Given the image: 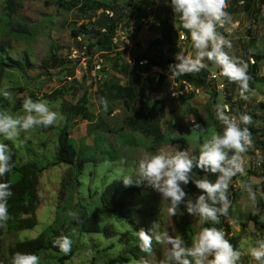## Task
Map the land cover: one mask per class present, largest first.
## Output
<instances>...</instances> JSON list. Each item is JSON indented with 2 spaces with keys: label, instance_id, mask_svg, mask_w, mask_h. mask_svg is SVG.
Here are the masks:
<instances>
[{
  "label": "rangeland",
  "instance_id": "1",
  "mask_svg": "<svg viewBox=\"0 0 264 264\" xmlns=\"http://www.w3.org/2000/svg\"><path fill=\"white\" fill-rule=\"evenodd\" d=\"M16 1L19 3V9L13 26L17 27L19 22L28 33L24 39H10L11 50L9 53L20 58L24 53L28 54L32 68L25 71V76L19 71L5 70L3 72L0 77V87L7 83L15 102L13 104L0 97L2 99L0 100L2 105L0 109L19 111L23 98L31 96L33 100L49 101L50 106L53 107L59 102L58 111L64 119L58 121L54 126L32 129L22 134L25 143L20 148L13 147L9 141H4L12 148V164L35 162L44 168L39 177L40 205L35 212L37 224L34 228L20 231L16 235L5 233L3 237L5 251L13 245L15 240L25 241L35 238L52 224L56 217L59 221L69 220L67 215L69 211L78 212L79 209H84L88 214L91 213L94 207L99 204L98 200L102 189L113 181L115 169L119 166L122 157L128 161L124 166L125 170L131 171L135 160L144 151L157 152L161 148L181 151L180 147L183 144H173L180 139H183L187 144L185 151L195 154L200 143L197 125L206 127L209 132L221 131V125L215 124L212 114L210 115L213 107L209 108L210 101L208 100L214 91L218 96L217 103H225L229 105L230 109V105L234 103L233 109H231L233 115L237 114L239 106L244 112L251 113L259 102L264 101V84L254 83V94L245 101L239 98L238 88L235 84L226 81L224 91H218L211 82L207 81L208 85L204 87L200 96H194L183 104L179 103L177 98L171 96L172 91L176 90L174 87L176 81L169 79L168 68H166L168 79L164 81L161 88H155L154 91L158 90L157 93L151 92L149 98L143 93L139 94L140 97L145 96V104H141L143 114L152 112L149 111V107H146L150 103L149 99L152 101L150 97L160 99L162 103L153 116L147 119V122L141 121L133 115L139 109V97L133 103L125 104L104 87V84L107 87L114 84L120 86L125 84V79L118 72L119 70L113 67V62L116 61L120 68L129 64L127 60L130 58L131 61L138 54L139 49L135 43L144 46V40L153 35L140 33L136 36L138 38L136 40L135 18L131 14L132 12L127 11L128 0H113V3L111 0H97L108 6V12L113 10L115 16H121V31L123 33L120 35L117 32L110 53L103 54L96 49L93 56L87 55L85 50L81 48L80 51L78 48L79 44L87 48V45L92 44L93 41L83 38V36H80V41H78L72 37L71 31L77 30L81 24L91 26L92 23L94 24L92 26L95 27V23L102 13L105 15V11L101 13L98 11L99 9H86L82 15L80 6L84 0ZM91 1L95 0L87 1V3L92 6ZM253 1L255 2L250 17L248 16L246 21H242L248 27L240 30L241 25H237L239 31L233 30L230 34L231 38L236 40L234 43L238 49L236 55L240 56L242 47L240 57L246 62H249L248 55L250 54L251 58L254 55L264 54V6L261 7L263 11H260L258 18H255L253 10L258 0ZM137 2L132 3L137 5ZM151 4L154 9L152 15L155 25L149 30L150 32L156 31L161 35L165 34L169 17L176 19V23H180L168 0H153ZM3 6L4 0H0V12ZM158 10H164V15L157 14ZM166 12L170 14L168 15ZM137 20H140L138 16ZM237 20L235 17L234 21ZM180 26L182 28L181 24ZM248 30L252 31V39ZM182 31L184 34L187 33L183 28ZM174 32L175 38L178 39V29L175 28ZM118 34L119 36H117ZM74 50H77V53ZM52 51L57 56L65 58L67 62L60 69L43 70L40 66L41 61L48 57ZM94 58L101 59L99 69L94 68ZM248 65L250 66L249 63ZM258 74L264 76V59L260 61ZM74 82L76 88H73ZM101 90L103 93L99 94ZM227 94L232 97L231 103L224 101ZM99 97H104L107 100V111L98 105ZM79 100H83L82 109L76 110L74 113L71 108ZM63 128L67 129L78 153L82 157L92 160H89L84 165L82 173L74 178L78 184L73 182L62 198L61 180L67 166L57 162L58 137ZM253 150L254 153H252ZM253 150L247 154L248 157L255 156L256 150ZM249 165L247 176L244 178L237 176L230 185L229 194L235 193L236 196L231 199L232 207L226 219L230 227L227 237L237 238L236 248L244 253L241 264H256L248 255V248L257 233L264 235V193L261 190L264 182V165L261 164L257 167L254 161H250ZM241 179L252 185L258 198L259 211L254 215L257 224L249 218V215H253L252 210L245 208L248 197L247 192L241 187ZM183 187L193 199L199 195V190L191 182ZM139 188L142 191L144 202L139 213L132 216V224H130L129 218L120 219L106 214L102 217L100 225L111 229L113 232L111 236L107 237L102 232L76 233L74 253L69 259L60 261L59 258L62 254L44 249L38 255L41 264H135L137 260L125 253L128 258L127 262L109 263L124 252V246L118 241L121 234L138 231L141 228L147 231L154 222L159 221L162 228L168 229L170 234H179L191 243V238L201 227L210 226L200 225L195 217L189 215L182 208L180 211L183 212V215L170 217L167 212L168 202L161 200L159 193L143 186H139ZM163 252L161 246L154 243L153 253L145 260L148 264H155L157 260L163 258Z\"/></svg>",
  "mask_w": 264,
  "mask_h": 264
},
{
  "label": "clouds",
  "instance_id": "2",
  "mask_svg": "<svg viewBox=\"0 0 264 264\" xmlns=\"http://www.w3.org/2000/svg\"><path fill=\"white\" fill-rule=\"evenodd\" d=\"M170 6L178 17L182 28L189 34L191 51L188 54H176L175 63L168 66L169 79L175 80L185 75L198 74L211 65L213 76L226 79L238 88L239 98L249 100L254 94L250 87L252 77L248 74V63L236 55L231 39V32L237 26L227 11L228 0H170ZM231 25V27H229ZM221 29L224 31L222 32ZM227 32L229 35H225ZM0 97L14 104L10 86L5 83L0 87ZM98 105L107 111L108 102L98 98ZM59 102L50 106V102L31 96H25L19 111L0 109V178L12 171V148L4 141L11 142L15 148L25 143L22 134L32 129L48 128L63 120L58 111ZM55 109V110H54ZM215 120L221 125V131L209 132L206 127L197 125L200 143L195 154L161 148L157 152L144 151L135 160L131 171H126L128 163L121 158L116 167L113 181H122L125 187L143 186L160 194L161 200L168 202V215H183L180 206L195 217L201 227L187 242L179 234H170L162 228L159 221L154 222L147 231L143 228L134 231L141 252L151 255L153 244L164 250L163 258L155 264H241L244 255L227 238L221 218L229 216L232 200L229 188L237 176H247L250 161L255 166L264 164V155L257 150L254 157L247 154L254 149L252 133L248 127L252 117L244 112L231 114L229 105H213ZM193 169L215 176V179L198 177ZM195 185L200 194L193 199L182 186ZM241 187L247 192L246 209L252 214L258 213V198L252 185L241 179ZM14 195L11 184L0 179V229L6 230L13 219L9 213L8 201ZM71 221L80 222L79 213H67ZM52 246L62 254L68 255L73 240L67 235H59L52 241ZM248 255L256 264H264V235L256 234L249 245ZM10 264H41L38 255L16 251L11 255ZM135 264H148L142 257Z\"/></svg>",
  "mask_w": 264,
  "mask_h": 264
},
{
  "label": "trees",
  "instance_id": "3",
  "mask_svg": "<svg viewBox=\"0 0 264 264\" xmlns=\"http://www.w3.org/2000/svg\"><path fill=\"white\" fill-rule=\"evenodd\" d=\"M87 1L90 0H84L80 6V13L82 15L84 14V10L86 9L98 10L100 8H103L105 10L108 7L106 4L97 0L91 1L92 6L89 5ZM251 4L247 3L245 7L249 9ZM128 5L134 7L132 13L134 14L133 16L135 18V29L139 30L142 26V23L137 20L136 16L137 13L141 11L142 1H138L137 5L129 2ZM262 6H264V0H258L257 5L253 10L255 18L259 15ZM18 9L19 3L16 0H4V6L0 12V77H2L5 70L19 71L22 75H24L26 70L32 68V62L28 54L24 53L20 58L9 53V51L11 50L10 39H24L25 35L27 37L26 33H28L19 22L17 23V27L13 26ZM120 20L121 16H115L114 14L113 17L109 18L102 13L95 23V27H93L94 24L92 23L90 24L91 26L81 24L77 30L71 31V35L74 39H77L78 36H83V38H88L93 41L92 44L87 45V55H90L93 49H98L99 51L103 52V54L108 52L110 53L111 48L114 44L113 38H115L116 30ZM167 27L168 23H166V28ZM102 29L105 30L104 33L101 32ZM249 31L250 30H248V33ZM174 40L175 32L170 27L160 39L154 41V45L156 46V48L160 46H168L169 50L172 46L175 45ZM78 48L81 51L82 45L79 44ZM252 57L254 58V64L249 66L248 74L252 77V80L250 81V87L254 90V83L264 84V76L258 75L259 63L264 59V54L254 55ZM66 62L67 60L65 58L57 56V54L52 51L48 55V57L44 58L41 61L40 66L43 70L58 68L60 69L65 65ZM172 63H175L174 58L164 55L163 57L154 56L148 59L147 66H158L165 69V67H168ZM113 67L117 68L116 70L121 69L119 68L116 61L113 62ZM129 67L130 66L126 65L124 68L127 71ZM208 74L209 72L205 69L198 74L185 75L183 77L175 79V81L184 79L193 84L195 87L204 89V87L208 85ZM149 80L153 84V81L155 80L154 76L151 75L149 77ZM158 83H160V81H158ZM137 84L138 82L136 80L131 82L130 86L127 87L117 85L107 87L106 84H104V87L116 98L121 99L122 101H126L127 103H133L139 97V109L133 115L137 119L147 122V119L151 118L156 110L159 109V106L162 104L156 102L152 113H150L149 115L143 114L141 112V104H143L145 96H139L138 89L136 88ZM73 88H76L75 82ZM102 93L103 91L101 90L99 94ZM193 97V95H183L179 96L176 100L179 103L183 104L191 100ZM217 97L218 96L215 91L211 93V96L208 100L210 101L209 108L213 107V105L217 103ZM224 101L231 103L232 97L227 94L225 95ZM82 102L83 100H79L74 106H72L71 109L74 111V113H76V110L80 111L82 109ZM230 106L231 109H233L234 103ZM0 108H2L1 104ZM212 110L213 108L210 111V115L212 114L213 121L215 124H217L218 122L215 120ZM252 111L253 112L248 113L244 112L240 106L238 108V112L247 113L252 117V123L248 125V127L252 133L254 149L256 151L258 150L260 154L264 155V101L259 102L258 105H256L255 108L252 109ZM175 143H180L181 145L183 144L180 147L181 151L186 150L187 144L183 139L173 142V144ZM252 153H254V150ZM89 160L92 159L82 157L80 153H78L77 149L72 144V139L69 137L67 129L63 128L60 131L58 137L57 162L58 164H64L65 166H67V170L65 171L61 180L62 198L65 196L64 193L66 192V190L73 185V182H75L76 185L78 184V182L74 178L82 173L84 165ZM43 169L44 168H41L35 162H26L20 165L12 164V171L5 177L0 178L11 184V191L14 193V195L8 201L9 213L13 217V219L8 222V227L6 230L0 229V264H10L11 255L16 251L30 252L39 255V252L41 250L48 249L53 251L54 253L62 254L57 248H54L51 243V241L55 237L61 234L67 235L73 240L71 252L68 255L62 254V256L59 258L60 261L67 260L74 253V238L76 233L92 234L102 232L105 236L109 237L113 232L108 227H102L100 225L102 217L106 214H111L112 216L120 219L129 218L130 224H132V216L135 213H139L141 205L144 202V197L139 187H125L122 181H112L102 189L99 195V204L94 207L91 213L88 214L86 211H84V209H79V223H77L76 221L70 222V219L67 221H59V219L56 217L53 223L47 226V228L35 238L25 241L15 240L13 245L5 251L3 248V237L5 233L16 235L20 231L34 228L37 224L35 212L40 205L38 185L40 173L43 171ZM193 172L197 175H207V178L212 180L215 179V176L205 174L199 169H193ZM261 190L264 193V182ZM198 194H200V192ZM235 196V193H231L229 198L232 199V197ZM180 208L184 209L183 205H181ZM249 218L252 219L255 224L258 223L256 216L249 215ZM226 219L227 218L222 217V223L215 226L222 227L226 234H229L230 227L227 224ZM228 239L235 247H237V238L231 237ZM118 241L124 246V252L111 260L109 263L127 262L128 258H126L125 254L129 255L134 260H139L142 257L145 259L149 256V254L140 251L138 242L133 232L121 234Z\"/></svg>",
  "mask_w": 264,
  "mask_h": 264
},
{
  "label": "crops",
  "instance_id": "4",
  "mask_svg": "<svg viewBox=\"0 0 264 264\" xmlns=\"http://www.w3.org/2000/svg\"><path fill=\"white\" fill-rule=\"evenodd\" d=\"M134 1H142L141 11L139 13H137V16L140 19L139 21L142 23V26L139 30L136 31V33H137L135 35L136 40H138V38L136 36L140 33H144V34L150 33L153 35H150V37H149L150 39L147 38L146 40H144V44H145L144 46H141L139 43H135L137 48L139 49L138 54L136 55V58L132 59L131 61L129 60L130 58L127 60L129 64H125V66L126 65L130 66L127 69V71L125 70V68H124L125 66H124V67H121L120 70L118 69L119 70L118 72H120L122 74V77L125 79V84L121 85V86H123V87L130 86L131 82L137 80L138 84L136 85V88L138 89V94L143 93L145 96H147L149 98V94L151 92H153L155 90V88H157V87L161 88L163 86V84L165 83L164 81H167L168 77H166V75H167L166 68H168V67H165V69H163V68L158 67V66H150V67L147 65L138 66L137 63L141 60L148 61V59H150L151 57H154V56H162L163 57V55L167 56V57H172L175 59L176 54H185L186 55L192 49H189V48H191V45L187 41H181L179 39V37H178L179 42H177L178 39L176 37L174 40L175 45L172 46L171 49H169V50H168L167 46H160V47L156 48V46L154 45V41L160 39L162 37V35L160 33H156V31H153V32L149 31L155 25V20H154V17L152 15V11L154 9H152V4H151L153 2V0H128L126 5H127V11L130 13L133 12L134 7L129 6L128 3L129 2L132 3ZM168 1L170 2V0H168ZM111 2L113 3V0H111ZM254 2L255 1H253V0H240V2H237V1L235 2L233 0H230L228 2L227 11L231 14L233 22L238 26L241 25L240 30L243 29L244 27H248L246 25V23H242V21L243 20L246 21L248 16L250 17L251 9H252V6L254 5ZM247 3H250V4L252 3L249 9H247L245 7V5ZM132 4H134V3H132ZM112 7H114V6H112ZM148 8L151 9V12L147 10ZM98 11H101V13L104 11H108V7L105 10L103 8H100ZM111 11L114 13L113 10H111ZM159 11L160 10H158L157 14L159 13L160 15H164V10H162L160 12ZM260 11L261 12L263 11L262 8ZM170 12H171V9H170ZM131 14L134 15L133 13H131ZM166 14L169 15L170 13L166 12ZM171 14H173V13H171ZM137 16H136V18H137ZM235 17H237V19H238L237 21H234ZM169 20H171V21H169ZM152 21L154 22V24L150 25L149 22H152ZM178 21H179V19H178ZM176 22H177L176 19H174V18L171 19V17H169L167 19L168 27L166 29L168 30V28L171 27L172 30L174 31V29L176 28V29H178V34L180 36V34H182L184 32L182 31L180 23H176ZM254 23L256 24V21H254ZM146 25L149 26L148 29H145ZM118 26H121V21L119 22ZM238 26H236L237 28L235 27L233 30L239 31ZM121 27H120V30L118 31L119 33L122 32ZM229 27H231V26L229 25ZM167 30L165 31V33L167 32ZM147 31H149V32H147ZM221 31L223 32L224 30L221 29ZM225 33H227V32H225ZM249 33L251 36L252 31L251 32L249 31ZM186 34L189 36L188 33H186ZM145 35H147V34H145ZM225 35H229V34H225ZM250 38L252 39V36ZM232 41H233V44L236 42L235 39H232ZM234 47L236 49L235 45H234ZM169 51H170V53H168ZM236 51H238V49H236ZM146 52H148V53L146 54ZM241 54H242V47H241L240 56H241ZM248 57H251V54L248 55ZM206 70L209 73H213L215 71V69L211 65H209V68ZM258 72H259V69H258ZM151 75H153L154 79H155L153 81V84L149 80V77ZM158 81H160V83H158ZM226 81H225V83H226ZM177 82H179V80L176 81V83ZM110 86H113V85H110ZM117 86H120V85H117ZM200 89H201L200 93H202L203 89L202 88H200ZM156 91H158V90H156ZM156 91H154L153 93H157ZM150 98H152V101L149 99L150 103L148 105H146V107H149L148 108L149 111L153 112L155 103L156 102L160 103V104H162V103H161L160 99H155L154 97H150ZM122 102L127 104L126 101H122ZM144 104H145V101L143 102L142 105H144ZM141 110H142V107H141ZM147 114L149 115L150 113L147 112Z\"/></svg>",
  "mask_w": 264,
  "mask_h": 264
},
{
  "label": "built area",
  "instance_id": "5",
  "mask_svg": "<svg viewBox=\"0 0 264 264\" xmlns=\"http://www.w3.org/2000/svg\"><path fill=\"white\" fill-rule=\"evenodd\" d=\"M230 0H228L229 2ZM233 1H237V2H240V0H233ZM148 11H151L150 8L147 9ZM106 16H108L109 18L113 17L114 13L111 11V12H108V11H105L104 12ZM144 22V21H143ZM150 25L154 24V22H149ZM120 27L121 26H118L117 30H116V34L117 32L120 30ZM149 26L146 25L145 26V29H148ZM102 33L105 32L104 29L101 30ZM116 34H115V37H116ZM120 35H122V32L119 33ZM119 34L117 36H119ZM114 39L113 38V42H114ZM122 39V38H121ZM179 39L181 41H187L189 44H190V37L184 33L180 34L179 36ZM77 40L80 41V36L77 37ZM82 49L86 51V46H82ZM75 53H77V50H74ZM95 49L92 50L90 56L95 53ZM87 53V52H86ZM248 61L247 63H249L250 65H253L254 64V59L253 58H248ZM100 62H101V59H98V58H94L93 60V63H94V68L95 69H99L100 68ZM138 66H145L147 65V61L146 60H141L137 63ZM207 81L211 82V84H213L215 86V89L218 90V91H224V89L226 88V79H222V78H218L216 76H213L212 73H209L208 76H207ZM174 87H176V90H173L172 91V94L171 96L172 97H175V98H178L179 96H183V95H193V96H200V91L201 89L198 88V87H195L193 84L189 83L188 81L184 80V79H180L179 82L175 83L174 84Z\"/></svg>",
  "mask_w": 264,
  "mask_h": 264
}]
</instances>
